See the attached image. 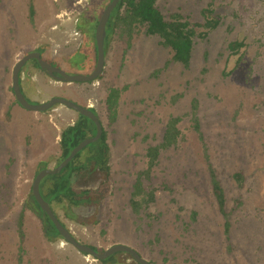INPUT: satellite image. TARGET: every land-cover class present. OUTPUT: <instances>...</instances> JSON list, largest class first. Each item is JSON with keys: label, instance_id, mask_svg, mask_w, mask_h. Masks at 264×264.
<instances>
[{"label": "rangeland", "instance_id": "374dc122", "mask_svg": "<svg viewBox=\"0 0 264 264\" xmlns=\"http://www.w3.org/2000/svg\"><path fill=\"white\" fill-rule=\"evenodd\" d=\"M109 1L0 0V264H18L20 213L21 264H85L83 254L60 236L47 240L27 207L36 175L43 166L58 164L59 135L78 114L56 105L42 114L21 108L28 114L10 116L7 107L15 102L13 67L26 54L41 52L68 75L92 71L94 29ZM156 7L166 20L179 14L192 25L203 24L202 10L214 11L219 25L204 39L195 38L188 69L173 62L172 51L158 37L145 35L143 27L134 31L129 45L117 31L109 35L101 76L71 84L82 90V101L33 60L22 68L29 103L63 98L82 106L84 101L107 133L109 193L97 207L74 209L78 218L96 222L81 224L59 207L53 210L79 243L102 251L125 245L149 264H264V0H156ZM234 41L245 44L238 54L227 48ZM84 47L89 67L80 65ZM32 72L39 73L37 78ZM110 88L122 90L113 123L105 102ZM170 118L180 120L178 143L160 152L145 178L146 151L162 142ZM208 164L224 189L230 239L211 191ZM235 173L243 176L241 188ZM138 175L154 199L145 203L138 196L142 208L134 211L130 201ZM115 262L108 264H138L127 253L116 255Z\"/></svg>", "mask_w": 264, "mask_h": 264}, {"label": "trees", "instance_id": "16d2710c", "mask_svg": "<svg viewBox=\"0 0 264 264\" xmlns=\"http://www.w3.org/2000/svg\"><path fill=\"white\" fill-rule=\"evenodd\" d=\"M110 2V1H109ZM203 24L192 25L188 20L184 19L179 14H173L169 20L156 7V0H120L116 8L112 11L106 25V37L104 46L106 45L109 35L114 31L118 32L119 37H126L127 44L132 38V34L138 28L143 27L144 34L151 37H158L160 45L165 49H170L173 53L172 61L181 64L185 69L190 66L191 54L195 38L204 39L209 32L215 30L219 21L214 16V11L208 7L202 10ZM34 9L29 7V19L33 20ZM91 26V25H90ZM195 28H203L206 32L197 33ZM94 29V28H93ZM95 30V29H94ZM89 31V30H88ZM89 38H87L88 41ZM245 44L242 41L230 42L227 46L230 54H238L244 48ZM85 55L80 65L89 67L90 57L88 49L85 47ZM82 49V50H83ZM80 53V52H79ZM96 57V48H95ZM41 54V52H40ZM39 68L37 62L33 60ZM79 65V64H78ZM12 91V89H11ZM122 90L110 88L106 97V107L109 112V121L113 123L116 118V109L118 100ZM16 102V100H15ZM17 103V102H16ZM193 110L196 109V104L193 105ZM94 112L93 109H90ZM194 130L198 132L199 139L202 140V134L197 118H193ZM178 118H170L166 124L162 142L157 146H150L146 151L147 170L144 172V177L149 178L150 172L155 167L161 151H165L171 147H175L180 138L178 129ZM96 128L94 123L88 118L78 114L77 119L72 125L65 127L59 135V149L61 157L58 164L64 160L69 153L84 139L94 136ZM205 159L208 160L207 149L204 146ZM109 145L107 143V133L103 129L101 138L84 148L79 152L74 159L65 167L59 174L47 176L40 183V194L42 198L50 205L54 215L53 208L59 207L67 218L79 220L81 224H91L96 222L92 217L80 219L76 216L74 209L79 207H97L99 203L108 195L110 189V168H109ZM57 164V165H58ZM45 164L42 163L41 166ZM56 165V166H57ZM43 169L46 166L42 167ZM209 173V182L213 197L219 213L223 217V231L227 239H230L231 223L229 214L225 211V193L224 189L216 176V173L211 164L207 166ZM233 179L239 188L242 187L243 176L240 173H235ZM138 196H142V200L151 202L154 199V192H145L142 184V177L138 175L133 186L131 194V207L134 211H140L142 205L136 201ZM30 203L27 207L39 219L44 237L51 241L59 234L53 223L47 215L39 208L32 194L30 195ZM147 201V202H146ZM239 203L237 202L236 205ZM22 216L19 214L17 227L20 238L18 247V264H21V239L22 232ZM57 217V216H56ZM58 218V217H57ZM59 220V219H58ZM60 221V220H59ZM61 222V221H60ZM62 223V222H61ZM63 224V223H62ZM64 225V224H63ZM93 248V247H92ZM96 252L102 253V250L93 248ZM119 253L108 257L105 260L99 261L100 264L116 263L115 256ZM86 256V255H84Z\"/></svg>", "mask_w": 264, "mask_h": 264}, {"label": "water", "instance_id": "95a60500", "mask_svg": "<svg viewBox=\"0 0 264 264\" xmlns=\"http://www.w3.org/2000/svg\"><path fill=\"white\" fill-rule=\"evenodd\" d=\"M120 0H110V2L104 8L94 32L95 48H96V62L95 66L89 74L83 75H68L63 70L50 65L45 59L42 58L39 52H32L23 56L13 67L11 75V89L12 94L17 104L33 113L46 112L56 105H64L65 107L75 111L77 114L84 116L91 120L96 128V133L92 137H88L80 142L69 155L62 160L57 166L52 169H43L35 177L31 194L34 200L37 202L39 208L47 215L50 221L56 228L59 236L67 243L72 245L78 252L91 257L94 261H102L116 253H127L138 264H149L144 258H142L135 250L125 245H114L104 250L102 253L96 252L92 247L79 243L71 232L58 220L54 215L50 205L42 198L40 194V183L47 176L59 174L68 164L74 159V157L81 152L88 145L97 142L102 135L103 127L95 112L91 111L88 107L79 106L69 100L63 98H53L45 103L31 104L24 97L20 88V73L24 65L30 61L35 60L39 68L44 71L55 82L63 84L72 83H89L97 80L104 69L105 64V51L104 41L106 37V25L110 18L112 11L116 8Z\"/></svg>", "mask_w": 264, "mask_h": 264}, {"label": "crops", "instance_id": "0c3cea01", "mask_svg": "<svg viewBox=\"0 0 264 264\" xmlns=\"http://www.w3.org/2000/svg\"><path fill=\"white\" fill-rule=\"evenodd\" d=\"M32 74H34L35 76H36V78H37V74H39V73H35V72H32ZM29 83V81H27V84ZM26 84V87H27V90L29 91V88L32 86V83H31V85H27ZM59 86H61V88L63 89V85H59ZM65 87H70V88H72V90H71V93L72 94H74L75 96H76V98L77 99H79L80 101H82L83 100V98H82V90L81 89H75V88H73L72 86H71V84H66L65 85ZM20 88H21V91H22V93H23V95H24V97H25V93H26V91H25V89L23 88V81H22V78H21V76H20ZM32 88V87H31ZM77 90H80V91H77ZM25 92V93H24ZM39 93V90H38V88H36V91H35V94H38ZM60 95H62L61 93H59ZM55 97H57V95H54ZM26 99H27V97H26ZM39 99V97L38 96H36V99L35 100H38ZM82 99V100H81ZM83 107H88L87 106V104H85L84 103V101H83V105H82ZM7 111H8V113L10 114V116H12L13 114H15V113H17L19 116H21V115H24V114H28V113H24V111H22V109H21V107L16 103V102H14V103H12V102H10L9 103V105H8V107H7ZM29 113H31V112H29ZM32 114H42V113H33L32 112ZM74 122H71L70 124H67L66 125V127L67 126H69V125H72ZM81 260L85 263V264H90V263H92V261H89V259L87 258V257H85L84 255L81 257ZM93 264V263H92Z\"/></svg>", "mask_w": 264, "mask_h": 264}, {"label": "clouds", "instance_id": "9594fccd", "mask_svg": "<svg viewBox=\"0 0 264 264\" xmlns=\"http://www.w3.org/2000/svg\"><path fill=\"white\" fill-rule=\"evenodd\" d=\"M60 247L62 248L63 247V244H61Z\"/></svg>", "mask_w": 264, "mask_h": 264}]
</instances>
